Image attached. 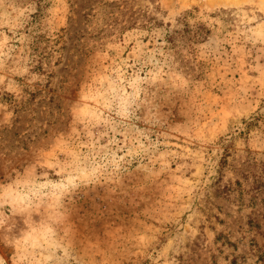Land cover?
<instances>
[{"label":"rangeland","instance_id":"374dc122","mask_svg":"<svg viewBox=\"0 0 264 264\" xmlns=\"http://www.w3.org/2000/svg\"><path fill=\"white\" fill-rule=\"evenodd\" d=\"M239 1L0 0V264H264V0ZM185 14L202 38L169 45Z\"/></svg>","mask_w":264,"mask_h":264},{"label":"trees","instance_id":"16d2710c","mask_svg":"<svg viewBox=\"0 0 264 264\" xmlns=\"http://www.w3.org/2000/svg\"><path fill=\"white\" fill-rule=\"evenodd\" d=\"M187 15L188 14H185L184 16L179 17L177 19L178 25H182L183 28H180L178 26V27H175L174 29H171V24L170 23L166 24L164 40L169 45L175 46L176 44H178L180 42L179 40H185V39L192 40L194 38V40L197 41V40L202 38V31L203 30H202L201 27H198L196 29V31L194 32V34L192 36H190L191 33H190V26H189V22H188V19H187ZM149 20H153L152 23H151L152 26L160 25L157 22L158 19L153 17V16L149 17Z\"/></svg>","mask_w":264,"mask_h":264},{"label":"bare ground","instance_id":"6f19581e","mask_svg":"<svg viewBox=\"0 0 264 264\" xmlns=\"http://www.w3.org/2000/svg\"><path fill=\"white\" fill-rule=\"evenodd\" d=\"M231 1H233V0H231ZM238 1H239V0H238ZM234 2H235V1H234ZM239 2H240V1H239ZM239 2H238V3H239ZM226 3H227V5H228V3H230V2H229V1H227ZM231 3H232V2H231ZM232 4H233V3H232ZM236 4H237V3H236Z\"/></svg>","mask_w":264,"mask_h":264}]
</instances>
